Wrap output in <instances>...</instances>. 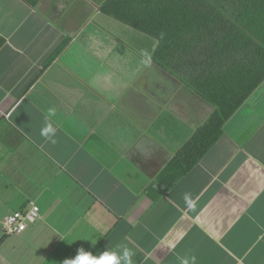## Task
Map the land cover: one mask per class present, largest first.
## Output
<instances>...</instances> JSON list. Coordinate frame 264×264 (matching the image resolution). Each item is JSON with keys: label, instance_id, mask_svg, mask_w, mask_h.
I'll return each mask as SVG.
<instances>
[{"label": "crops", "instance_id": "0c3cea01", "mask_svg": "<svg viewBox=\"0 0 264 264\" xmlns=\"http://www.w3.org/2000/svg\"><path fill=\"white\" fill-rule=\"evenodd\" d=\"M106 1L0 0V264L125 247L132 264H264V87L160 194L152 186L213 107L182 83L162 102L141 90L148 57L130 43L146 38L102 13ZM32 202L39 220L5 235Z\"/></svg>", "mask_w": 264, "mask_h": 264}, {"label": "trees", "instance_id": "16d2710c", "mask_svg": "<svg viewBox=\"0 0 264 264\" xmlns=\"http://www.w3.org/2000/svg\"><path fill=\"white\" fill-rule=\"evenodd\" d=\"M102 13L150 39L154 61L213 107L152 186L162 194L199 164L264 84V0H107Z\"/></svg>", "mask_w": 264, "mask_h": 264}, {"label": "flooded vegetation", "instance_id": "af4514ba", "mask_svg": "<svg viewBox=\"0 0 264 264\" xmlns=\"http://www.w3.org/2000/svg\"><path fill=\"white\" fill-rule=\"evenodd\" d=\"M124 26H126V25H124ZM126 27L133 30L134 32H136L137 35H139L138 31L130 28L129 26H126ZM136 37H134V39H132L133 43H130V44H132L131 47L137 49L138 51L142 50L144 52L143 55L144 56L146 55V57H148L147 58L148 62L146 64L145 71H141V73H139V75L137 76L139 88L141 87V90H145L146 92H148L147 93L148 95H150V94L153 95L154 98H157L161 102L167 98L170 99L172 96L173 97L178 96L179 91H180V88H179L180 82L178 80L170 77L167 74V72L161 66H159L158 63H156L154 61V59H153L154 49L152 47V43H151L150 39H146L145 41H143L142 39H139ZM142 62L144 63L145 61L143 60ZM140 81H141V83H140ZM193 106H194V103H193V105H190L191 109L189 111L192 110ZM194 107H195V113H196L197 117L201 118V116H203L202 111L204 110V107L202 105H195ZM194 107H193V111H194ZM197 109H198V111H197ZM203 124H201V125H203ZM194 133H193V135H194Z\"/></svg>", "mask_w": 264, "mask_h": 264}, {"label": "clouds", "instance_id": "9594fccd", "mask_svg": "<svg viewBox=\"0 0 264 264\" xmlns=\"http://www.w3.org/2000/svg\"><path fill=\"white\" fill-rule=\"evenodd\" d=\"M55 110L50 109L49 115H54ZM56 134V128L53 123L46 118L45 126L41 129V135L51 139ZM54 142V141H53ZM185 202L192 206L189 195H185ZM132 253L125 247L119 252H104L99 257H94L91 253H86L83 249H80L75 259L65 261V264H132ZM197 264V258L191 256L190 258H184L182 264Z\"/></svg>", "mask_w": 264, "mask_h": 264}, {"label": "built area", "instance_id": "2783aa9c", "mask_svg": "<svg viewBox=\"0 0 264 264\" xmlns=\"http://www.w3.org/2000/svg\"><path fill=\"white\" fill-rule=\"evenodd\" d=\"M40 212V207L32 202L27 210L7 216L2 222L3 233L9 236L23 234L39 220Z\"/></svg>", "mask_w": 264, "mask_h": 264}, {"label": "water", "instance_id": "95a60500", "mask_svg": "<svg viewBox=\"0 0 264 264\" xmlns=\"http://www.w3.org/2000/svg\"><path fill=\"white\" fill-rule=\"evenodd\" d=\"M264 87V84L261 86L259 90H257L253 96L248 100V103H253V101L261 94V89ZM260 91V92H259Z\"/></svg>", "mask_w": 264, "mask_h": 264}, {"label": "rangeland", "instance_id": "374dc122", "mask_svg": "<svg viewBox=\"0 0 264 264\" xmlns=\"http://www.w3.org/2000/svg\"><path fill=\"white\" fill-rule=\"evenodd\" d=\"M177 80V79H176ZM180 81V80H179Z\"/></svg>", "mask_w": 264, "mask_h": 264}]
</instances>
